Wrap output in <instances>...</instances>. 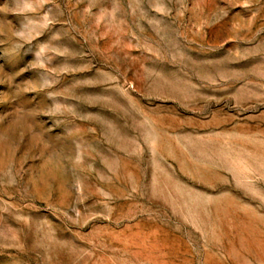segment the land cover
I'll use <instances>...</instances> for the list:
<instances>
[{"label":"rangeland","instance_id":"1","mask_svg":"<svg viewBox=\"0 0 264 264\" xmlns=\"http://www.w3.org/2000/svg\"><path fill=\"white\" fill-rule=\"evenodd\" d=\"M0 264H264V0H0Z\"/></svg>","mask_w":264,"mask_h":264}]
</instances>
